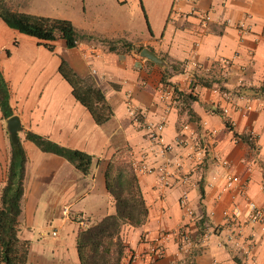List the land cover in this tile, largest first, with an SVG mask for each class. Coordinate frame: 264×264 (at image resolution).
<instances>
[{
  "label": "crops",
  "instance_id": "obj_1",
  "mask_svg": "<svg viewBox=\"0 0 264 264\" xmlns=\"http://www.w3.org/2000/svg\"><path fill=\"white\" fill-rule=\"evenodd\" d=\"M139 2L150 31L147 40L121 51L78 41L72 50H63L53 66L45 61L52 59L50 52L39 51L37 57L35 39H24L0 19V74L8 87L12 116L19 121L17 142L26 157L18 236L30 244L27 264H80L77 220L88 225L89 215L96 214L94 208L104 198L111 204L103 173L111 155L123 147L130 148L138 169L148 216L139 228H123L121 264H126L129 253L139 256L135 264H264V228L243 230L252 245L243 239L233 244L234 229L223 217L233 205L245 214L247 201L264 212V96L254 92L264 86V0ZM149 9L162 13L155 26ZM20 39L29 43V52H20ZM138 48L151 51L163 65L142 58ZM60 59L101 90L113 114L107 122L96 125L73 98L57 71ZM171 65L181 73H173ZM165 71L171 75L169 85L161 83ZM165 87L173 89L167 99L161 98ZM213 89L226 93L234 105ZM182 92H190L195 100L179 96ZM223 107L231 109L230 129L217 112ZM8 119L0 112V191L11 145L17 144L11 142ZM160 124L163 146L170 145L169 151L163 152L149 137L147 126ZM27 132L90 155L89 173L41 152L25 139ZM234 136H251L252 146ZM197 147L204 150L201 159ZM229 173L239 178L243 193L223 189ZM54 223L58 227L52 228ZM67 223L75 224L77 231L69 227L62 236L61 226ZM181 231L192 243L187 252L179 248ZM163 232L172 235L164 241L163 254L152 261L148 252Z\"/></svg>",
  "mask_w": 264,
  "mask_h": 264
},
{
  "label": "trees",
  "instance_id": "obj_2",
  "mask_svg": "<svg viewBox=\"0 0 264 264\" xmlns=\"http://www.w3.org/2000/svg\"><path fill=\"white\" fill-rule=\"evenodd\" d=\"M0 19L8 28L43 42L44 48L49 52L54 50L51 43L55 40L56 34L68 48H75L78 44L74 26L65 19L15 12L8 8L3 0H0ZM108 47L110 51L117 49L114 45H108ZM130 47V44H126L123 49L127 50ZM140 50L141 48H138L137 52ZM171 67L173 73L180 72L177 65H171ZM57 71L70 86L73 98L89 112L96 125H102L112 117L111 108L106 103L103 93L90 77H79L63 59H60ZM170 76V73L165 71L161 83L169 85L167 79ZM204 84L207 85V83ZM254 92L264 96V86ZM178 95L190 101L195 100L190 92H182ZM0 112L4 119L13 115L9 106L8 87L1 74ZM225 126L230 129L226 121ZM237 138L252 146L251 136ZM25 139L33 143L41 152L63 158L82 174L89 173L92 163L90 155L60 146L47 138L30 132L25 134ZM25 162V153L20 143L11 145L6 180L0 191V264H27L28 261L30 244L18 236V219L24 193ZM132 163L128 147L118 149L108 159L103 173L104 186L114 212L78 231L76 252L80 264H121L120 260L125 249L124 241L121 238L123 228L125 226L139 228L146 222L148 210ZM200 197L201 200L204 197L201 187ZM191 253L189 256L192 255Z\"/></svg>",
  "mask_w": 264,
  "mask_h": 264
},
{
  "label": "rangeland",
  "instance_id": "obj_3",
  "mask_svg": "<svg viewBox=\"0 0 264 264\" xmlns=\"http://www.w3.org/2000/svg\"><path fill=\"white\" fill-rule=\"evenodd\" d=\"M3 2L8 8L14 7L20 12L43 16L49 14L52 17L71 19L79 42L89 41L99 46L114 45L121 51L126 44L143 42L150 36L139 0H120L119 2L116 0H3ZM18 4L20 5L17 6ZM147 12L150 21L153 20L155 26L156 20L162 15L161 11L149 9ZM147 12L145 11L146 16ZM156 17L158 18L156 19ZM21 35L25 37L24 39H35L24 34ZM35 41L37 57H41L38 54L39 51H43V53L47 51L49 55V51L44 48L43 42L37 39ZM52 44L54 46L53 52H50L52 59L45 58V61L50 60V64L47 66H53L55 59L61 58L63 50L73 49L68 48L58 34H56ZM22 51L29 52V43L20 39V52ZM15 59L16 57L13 58L12 62ZM41 60L43 59L41 58ZM94 210L96 214L89 215V225L114 212L106 198ZM58 225L59 223H54L51 226L56 228ZM69 227L77 231L75 224L67 223L65 226H61L60 235L63 236ZM46 239L52 241L49 234H46Z\"/></svg>",
  "mask_w": 264,
  "mask_h": 264
},
{
  "label": "built area",
  "instance_id": "obj_4",
  "mask_svg": "<svg viewBox=\"0 0 264 264\" xmlns=\"http://www.w3.org/2000/svg\"><path fill=\"white\" fill-rule=\"evenodd\" d=\"M224 65L227 64L226 61H223ZM213 93H218L221 96H223L226 100H228L227 102L231 103L232 105H234V103L232 102V100H230V98L228 97V95L224 92H221L219 89H213ZM173 94V89L172 88H168L165 87L163 89V91L161 92V98H170V96ZM250 106H247L246 109H250ZM219 115L221 117H223V119L229 124V116H230V112L231 109L228 107H223L219 109ZM129 114L131 116V119L134 123L138 122V116L136 114V112L134 110H130ZM230 127V125H229ZM148 130L150 131V139L153 140L155 142L156 145L161 146L162 151H169L171 149L170 145H164L163 146V138H162V131H163V125H148L147 126ZM163 146V148H162ZM193 150L196 149V147H192ZM198 151L196 152L198 158L201 159V157L203 156L204 150L203 148H198ZM133 161V159H132ZM225 164V163H223ZM133 165V169L134 171H137V167L135 165V163H132ZM223 189L225 191H231V190H239L240 193H243V186L240 183L239 178L234 175V174H226L224 176V187ZM188 213H190L189 211H187ZM64 214H68L67 210H64ZM223 217L225 220L226 225L228 226H232V228L234 229L232 234L230 235V240L233 244H237L240 240H247V237L245 238V236L243 235V230L245 228H249V227H253V226H260L262 228H264V212L253 202L251 201H247L246 203V213L242 214L241 209L236 206H230L229 208H227L224 213H223ZM78 224L81 226V228H85L86 225L84 223V221L82 219L77 220ZM53 235H55V233H53ZM171 233L170 232H163L159 235V237L154 241L155 245L151 246L150 250H149V256L151 257V260L154 261L155 259H158L162 254H163V245H164V241L166 239H168L169 237H171ZM178 238H179V244H180V249L183 252H187L189 247L191 246V240L187 234V232L185 231H181L178 232L177 234ZM247 242L252 245V241L251 240H247ZM244 254H247L246 252ZM139 256L137 254L134 253H129L128 257H127V261L126 264H135L136 261L138 260ZM149 264H153L152 262H150Z\"/></svg>",
  "mask_w": 264,
  "mask_h": 264
},
{
  "label": "water",
  "instance_id": "obj_5",
  "mask_svg": "<svg viewBox=\"0 0 264 264\" xmlns=\"http://www.w3.org/2000/svg\"><path fill=\"white\" fill-rule=\"evenodd\" d=\"M140 56L156 64L163 65V61L157 58L151 51L147 49L141 50ZM7 130H8L11 142L13 144H16L17 143V137H16L17 132L20 130V125H19V121L17 117L12 116L8 119Z\"/></svg>",
  "mask_w": 264,
  "mask_h": 264
}]
</instances>
